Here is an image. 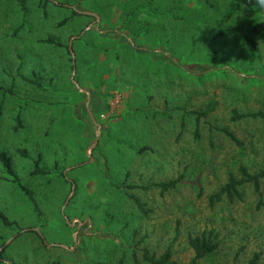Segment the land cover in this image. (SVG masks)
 I'll return each mask as SVG.
<instances>
[{
  "label": "rangeland",
  "instance_id": "obj_1",
  "mask_svg": "<svg viewBox=\"0 0 264 264\" xmlns=\"http://www.w3.org/2000/svg\"><path fill=\"white\" fill-rule=\"evenodd\" d=\"M137 5L169 9L154 12L168 18V33L137 57L142 70L112 46L114 26L134 16L118 8ZM263 21L256 0H0V85L13 90L0 92V150L20 180L0 162V212L14 222L0 218V264H119L122 255L133 264L125 248L142 260L144 248L170 246L189 263L188 235L210 230L219 248L200 264H253L257 254L264 264V179L261 194L246 184L242 199L210 203L240 166L264 169V119H232L264 111V40L254 32ZM97 49L118 67L105 72ZM137 81L128 96L123 88ZM104 82L128 102L100 93ZM195 112H207L199 134ZM40 154L47 175L32 174ZM178 178L163 194L154 186Z\"/></svg>",
  "mask_w": 264,
  "mask_h": 264
},
{
  "label": "trees",
  "instance_id": "obj_2",
  "mask_svg": "<svg viewBox=\"0 0 264 264\" xmlns=\"http://www.w3.org/2000/svg\"><path fill=\"white\" fill-rule=\"evenodd\" d=\"M207 3H209V0H204ZM239 2V0H235ZM78 11H73V14H78ZM254 32L258 34L263 40H264V21L257 23L254 27ZM49 42H53L52 40H49ZM54 43V42H53ZM58 45V43H56ZM115 48V47H113ZM131 47L128 48L126 55L130 56L134 53L131 50ZM132 53V54H131ZM143 64V63H142ZM29 81L32 84H35L38 87H41L40 82L38 79H29ZM0 92L1 93H12L13 90L11 88H5L2 85H0ZM196 113V112H195ZM207 113V112H206ZM205 112L203 113H196L197 116V134H199V127L200 122L199 118L200 116L206 115ZM0 117H1V109H0ZM244 118H263L264 119V111H258V112H252V113H239L237 110H234V113L232 115V119L234 121L241 120ZM182 127H184L185 123H182ZM223 132H225L230 138H232L235 142L240 143L237 136L232 132L229 131L226 128H221ZM20 153L24 157H28V152L25 149H20ZM43 160V155L40 154L38 159L35 160V168L32 171V174L37 175H47L49 172L46 170L45 167H42L40 165L41 161ZM0 162L6 169L7 173L16 181L20 182L18 179V176L14 170L13 160L12 156L6 151V150H0ZM240 177L237 176L235 173L231 172L229 174L228 181L225 185L221 186L218 191H216L213 195L210 196V203L213 205L216 202H220L224 200V198H227L230 202H235L237 199L243 198L242 193V187L246 184H251L255 191L259 194H261V185L262 181L264 179V169L262 171L258 172H250L244 165L240 166ZM64 175V174H63ZM65 176V175H64ZM181 178L173 179L170 181H164L155 184V187L160 188L161 193H165L166 191L175 188L178 186L179 181ZM23 191L25 194L33 201L35 204V209L38 211L39 207L38 204L34 198L33 191L25 186H22ZM126 188H144L137 185H128ZM137 205V207L140 209V211L143 214H147L148 210L146 209V204L143 203L141 200H139L136 196L132 197ZM39 212V211H38ZM0 218L3 220L5 224H13L14 222L10 221L9 218L4 215V213L0 212ZM30 232L38 234L40 239L44 242V238L42 235L36 230V229H29ZM20 234V233H19ZM188 244L194 251V256L192 257L191 261L189 263H182L176 259L173 258V251L172 246L168 247L166 251H164L161 255H157L156 253H151L149 249L144 248L142 253V260L141 257L137 251V249L125 248V251L131 250V258L133 261V264H141L142 261L148 263V264H200L201 261H203L206 258L211 257L214 255V253L219 248V241H218V233L214 230L210 231H204L197 234H189L188 235ZM259 259V255L257 254L255 256L254 261H252L253 264L257 263ZM127 261L126 255H122V257L119 260V264H125Z\"/></svg>",
  "mask_w": 264,
  "mask_h": 264
},
{
  "label": "crops",
  "instance_id": "obj_3",
  "mask_svg": "<svg viewBox=\"0 0 264 264\" xmlns=\"http://www.w3.org/2000/svg\"><path fill=\"white\" fill-rule=\"evenodd\" d=\"M118 9L120 10L121 13H124V14H126V13L130 14L131 11H134V16H125L123 18V20L121 22H119V25H117L116 27L114 26V28H115L114 32L116 34L115 38H118V40L114 41V43L112 44V46L115 47L114 50H116L115 56L117 58L118 57L117 54H119V57H120L119 61L121 63H124L127 61H131V62L133 61L134 63L137 64L136 65L137 70H142L145 66L139 65V63L136 61L137 57H141L142 60H145V57L147 56L145 54H147V53L154 54L153 51L156 48L160 47L159 45H161V43H160L161 41L158 40V37L163 40L165 35L167 36V33H168L167 32L168 24H169L168 18L167 17L163 18L162 16L157 17V15L154 12L156 11V12H159L160 14H163L165 12H168L169 9L167 6L148 7V6H143V5L128 6L127 8H125V6H122V7H119ZM115 10H117V9L115 8ZM154 14L156 16H153ZM146 15H150V17L148 18ZM132 18L135 21L131 20ZM147 19L148 20L150 19V21H147ZM96 35L99 37V33H96ZM129 47H131L130 50L132 52H134L133 54L131 53L132 54L131 55L132 60L125 59L126 54H128L127 50ZM105 50L107 51V49H105ZM97 51H98V54L100 53L102 57L103 56L107 57L105 60L99 56L97 58L99 63H105V65L103 66V69L105 72H109L112 69H116L118 67V65H116V64H113V65L111 64V59L108 58V56L106 55L108 51L103 52L104 50H102V52H100V50H98V49H97ZM150 58H152V57H150ZM156 58H160V57L156 56ZM158 61H160V60H157V62ZM106 63H110L109 65H107L109 67H106ZM119 68H120V72H122V69H123L122 65H119ZM127 68H128V66L127 67L124 66L125 72L127 71ZM105 75H107V76L105 78L103 77V79L108 81V79L111 77H109V74H107V73ZM136 77H137V79L140 78L141 82H143V83H145L144 81H146V78H147V76L145 75V78L143 79L142 72H140V74H137ZM124 81H125V79H124ZM138 82L139 81L132 82V85H134L133 89H130L131 84H128V85H130L129 88H128V86H125L123 88V89H126V88L129 89L128 96H130L131 91H134V93H137L135 88L139 87ZM123 84L127 85L126 83H123ZM101 88H102L103 92H100V93H104V94L114 93L113 99L115 102H119L120 105L123 102V97L126 98V101L128 102L126 90H115V91L112 89L109 90L107 88V82H104V84L102 86H100L99 90ZM90 92L92 93L94 91L91 90ZM141 92L144 93L143 90H141ZM141 92H140V94H142ZM147 94H149V93H147ZM151 94H153V93H151ZM109 103H108V105H109ZM88 104H89V101H88ZM119 104L112 103V105L114 107L118 106ZM43 160L44 161L46 160L45 156H43ZM46 170L48 171V169H46ZM63 172L65 173L66 169Z\"/></svg>",
  "mask_w": 264,
  "mask_h": 264
},
{
  "label": "clouds",
  "instance_id": "obj_4",
  "mask_svg": "<svg viewBox=\"0 0 264 264\" xmlns=\"http://www.w3.org/2000/svg\"><path fill=\"white\" fill-rule=\"evenodd\" d=\"M256 5L261 11H264V0H256Z\"/></svg>",
  "mask_w": 264,
  "mask_h": 264
},
{
  "label": "water",
  "instance_id": "obj_5",
  "mask_svg": "<svg viewBox=\"0 0 264 264\" xmlns=\"http://www.w3.org/2000/svg\"><path fill=\"white\" fill-rule=\"evenodd\" d=\"M87 108H88V111H89L90 115H92L89 105H87Z\"/></svg>",
  "mask_w": 264,
  "mask_h": 264
},
{
  "label": "built area",
  "instance_id": "obj_6",
  "mask_svg": "<svg viewBox=\"0 0 264 264\" xmlns=\"http://www.w3.org/2000/svg\"><path fill=\"white\" fill-rule=\"evenodd\" d=\"M104 116V115H103Z\"/></svg>",
  "mask_w": 264,
  "mask_h": 264
}]
</instances>
